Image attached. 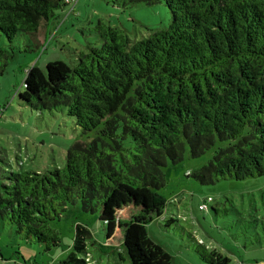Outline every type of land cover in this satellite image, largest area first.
Wrapping results in <instances>:
<instances>
[{"label": "trees", "instance_id": "1", "mask_svg": "<svg viewBox=\"0 0 264 264\" xmlns=\"http://www.w3.org/2000/svg\"><path fill=\"white\" fill-rule=\"evenodd\" d=\"M139 4H163L168 27L131 41L123 29L98 21L95 43L78 51L72 65L57 60L27 71L17 94L24 106L41 115L65 112L92 135L67 149L61 168L7 173L0 220L48 253L61 245L51 224L79 203L98 215L115 262L171 264L149 232L157 221L192 245L201 264H232L179 225V200L157 195L166 185L163 170L186 155L209 154L187 175L202 186L264 177V0L121 1ZM67 5L0 0V38L9 44L20 35L35 38ZM14 53L0 49V76ZM212 201L198 210L208 211ZM86 238L77 225L73 251L60 264H97Z\"/></svg>", "mask_w": 264, "mask_h": 264}, {"label": "rangeland", "instance_id": "2", "mask_svg": "<svg viewBox=\"0 0 264 264\" xmlns=\"http://www.w3.org/2000/svg\"><path fill=\"white\" fill-rule=\"evenodd\" d=\"M63 1L68 4L63 12H56L35 38L20 35L12 44L0 38V49L9 51L13 47L15 51L13 57L7 56L5 72L0 76V184L9 172H42L63 167L67 149L92 135H85L65 112L41 115L18 100L17 94L23 90L30 68L44 69L49 62L57 60L72 65L78 51H85L87 44L95 43L92 30L98 21L123 29L131 41L163 30L171 21L163 4L122 7V0ZM3 63L5 56L0 55V66ZM208 159L209 154L199 159L186 155L177 165L168 164L163 170L166 185L158 191V198L167 203L179 200V225L209 243L210 249L231 257L232 264H264V177L236 182L225 180L206 186L187 177ZM209 197L213 200L209 210L199 211L198 206ZM169 212L170 207L166 215ZM77 225L88 231L86 250L97 264H129L115 262L116 254L104 248V228L98 215L83 212L79 203L69 206L51 224L61 237V245L48 253L0 220V264L64 262L73 251ZM149 232L169 253L171 264H201L192 245L172 230L164 231L154 221Z\"/></svg>", "mask_w": 264, "mask_h": 264}, {"label": "built area", "instance_id": "3", "mask_svg": "<svg viewBox=\"0 0 264 264\" xmlns=\"http://www.w3.org/2000/svg\"><path fill=\"white\" fill-rule=\"evenodd\" d=\"M200 209H201V210H205V209H206V205H205V204L201 205V206H200Z\"/></svg>", "mask_w": 264, "mask_h": 264}]
</instances>
